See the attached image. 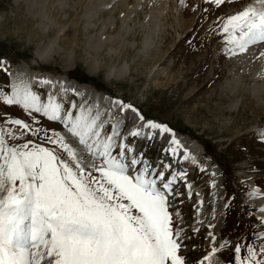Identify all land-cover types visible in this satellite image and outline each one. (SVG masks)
Instances as JSON below:
<instances>
[{"label": "rangeland", "instance_id": "374dc122", "mask_svg": "<svg viewBox=\"0 0 264 264\" xmlns=\"http://www.w3.org/2000/svg\"><path fill=\"white\" fill-rule=\"evenodd\" d=\"M251 2L0 0V93L12 95L13 83L19 82L42 104L50 97L60 103L62 115L90 109L103 125L118 120L120 134L113 137L117 143L137 139L125 137L133 122L115 112L118 104L123 111L128 109L123 105H130L145 121L157 120L194 141V166L180 153L173 154L156 134L149 141L138 140L134 152L152 169V176L163 172L165 178L176 177L171 190L164 191L184 264H237L248 256V247L264 264V216L247 200L252 191L264 196V106L256 101V86L262 84L264 93V79L259 73L257 80L250 79L242 65L244 51L227 44L222 31L225 19ZM258 42L255 46L264 54V41ZM259 59L261 55L254 57L252 65ZM37 75L55 79L46 86L35 80ZM70 82L88 87L91 94L79 97ZM11 119L42 129L39 138L9 124ZM103 125L104 134H111L113 124ZM0 128L13 133L8 137L12 145L31 140L56 148L66 162L71 159L44 139V132L66 130L60 121L0 100ZM76 141L75 151H80ZM190 183L206 193L214 183L219 186L222 215L211 232L214 240L207 236L208 226L194 228L196 203L188 191ZM213 248L218 249L214 260H205Z\"/></svg>", "mask_w": 264, "mask_h": 264}, {"label": "snow or ice", "instance_id": "6c2138e0", "mask_svg": "<svg viewBox=\"0 0 264 264\" xmlns=\"http://www.w3.org/2000/svg\"><path fill=\"white\" fill-rule=\"evenodd\" d=\"M211 2L220 5L224 0ZM222 31L225 42L241 52L264 41V0H254L228 16ZM0 100L62 122L81 146L78 156L60 133L44 132L48 143L71 158L66 162L56 148L31 140L12 145L8 137L13 133L0 128V264H184L164 191L171 190L175 175L165 178L159 172L152 176V169L135 156L126 162L132 149L114 141L118 135L114 127L111 134L102 135L99 114L93 115L90 109L62 115L60 103L50 97L42 104L26 85H17L12 95L0 93ZM137 116L144 121L142 115ZM8 123L34 132L37 138L42 131L21 119ZM141 127L170 134L173 154L180 147L167 125L147 121ZM140 134L139 129L130 133L133 137ZM113 149H117L115 155ZM217 251L213 248L204 259ZM235 252H240L239 245ZM237 264L262 262L248 247V256Z\"/></svg>", "mask_w": 264, "mask_h": 264}, {"label": "bare ground", "instance_id": "6f19581e", "mask_svg": "<svg viewBox=\"0 0 264 264\" xmlns=\"http://www.w3.org/2000/svg\"><path fill=\"white\" fill-rule=\"evenodd\" d=\"M252 3L253 2H251L249 4H252ZM247 48H248V50H246V52L244 51V53L241 56L242 57L241 60H242V63H243L242 65H243L244 71L246 72V74L249 75L250 79L257 80L256 77L258 76L257 75L258 73L260 74V77H262L264 79V54L262 53V51H263L262 48L260 46L259 47H256L255 46V43L252 44V45L251 44L248 45ZM258 55H261V61L259 59V62L257 64L252 65V62H254V60H253L254 57H256ZM122 67L125 69L126 68V65L123 64ZM111 74H112V72L109 73V75H111ZM37 76H39L40 78H37V77L35 78L34 77L35 80L37 82H39V81L42 80L43 81V84L46 85V86H49L50 82L53 79H55V78L49 77V76H43V75H37ZM60 77L62 78L61 80H63V81L66 80V78H67L65 75L63 77L62 76H60ZM67 81H65V82H67ZM70 83H71V88H73L74 91H77V89H79V95H78L79 97H81L84 92H87L88 93V91L86 90V89H89L88 87H85V86H83V87L82 86H77V85H75L72 82H70ZM261 83H264V80H262ZM31 84H32V82L29 83V86ZM17 85H21V84L19 82L13 83L12 93L11 94H13V90H14V88ZM261 86H262V84H258L256 86V87H258V89L256 91V97H257V100L256 101H257V104H259V105L262 104V106H264V101L262 100L264 98V93H261V91L263 90V89L261 90ZM263 87H264V84H263ZM88 94H91V93L89 92ZM97 95L101 96L100 94H97ZM91 97H93V96H91ZM115 109H116L115 112L117 114H119L121 116H123L124 114H127L132 119L133 125L127 131V135L125 136L126 138H128L129 136H131L130 133L134 129H139V131L141 133L139 136H137V139H136L135 142H132V143H130L128 145L125 144V142H124V144L127 147H129V148L132 149V151L129 152V154L132 153V152L133 153L135 152V150H136L135 149V144H136V142L138 140L148 141L149 138L147 140H145L144 137H147L149 132L152 133V136L156 134L160 139H162L165 142V144L167 145V147L169 149L175 147V145H171L170 144L171 135H169V134L160 135L159 132H158V130H152V129H149V128L141 127V125L143 123L147 122V121H153L155 123H159V122H157L155 120H147V121L144 120V121H141V120H139V118L137 116L138 111H136V110L133 111L132 108H128V109H125L123 111L122 108H121V106H119V104H118V106H116ZM32 111H34V110H32ZM108 124L109 125L113 124L112 131H113V127H114L115 128V132L119 136V134H120V127H119L120 126V123H118V120L113 119ZM109 125H103V127L104 126L107 127ZM65 131L64 132H61V135L64 136L65 139H67L69 141L71 147L75 151V149H76V144H75L76 138L71 137L69 134H67V131L66 132ZM103 134H104V130L102 129V135ZM174 135H175L176 139L180 142V147L177 148V150H176L175 153H180L182 155V157L185 159L186 162H189L190 164H192V166H194V164L198 160L197 159V154L195 152L197 146H195L194 141L191 140L190 138H188L187 136H184V135H181V134H174ZM192 148L194 149L193 152L191 150ZM185 152L188 153V155H187L186 158H185V155H184ZM76 153H77V155H81V152L79 150H76ZM89 159H91V158H89ZM95 162L97 163V161H95ZM184 177H185V175H184ZM189 186L190 187H189V190L188 191L190 193L191 200H195V203H196L195 206H194V209H193V223H194V228L195 229L196 228H199L200 229V228H202L204 226H206V227L208 226L207 228L209 229V231L207 232V236H210L209 233L212 232V229L216 228V230H217V228L219 227V224H220V215H222V209L220 210V207H219V198H220L219 186H218V184L214 183L212 185V188L209 191V193L202 192V189H199V188L195 187L192 183H190ZM194 196H195V199H194ZM247 200H248V202H249L250 205H253V206H255L257 208V212H258V214L260 216H264V196L261 194V192H259V191H252V192L248 193ZM209 204H210V206H209ZM180 222H182V221L180 220ZM210 237L211 238L214 237V234L211 233V236ZM211 258L214 260V255L213 254H212Z\"/></svg>", "mask_w": 264, "mask_h": 264}, {"label": "trees", "instance_id": "16d2710c", "mask_svg": "<svg viewBox=\"0 0 264 264\" xmlns=\"http://www.w3.org/2000/svg\"><path fill=\"white\" fill-rule=\"evenodd\" d=\"M81 77V76H80ZM206 150L208 149L207 146L204 147Z\"/></svg>", "mask_w": 264, "mask_h": 264}]
</instances>
